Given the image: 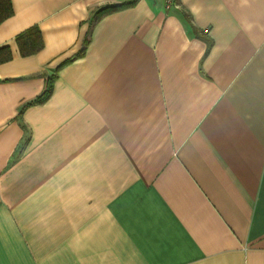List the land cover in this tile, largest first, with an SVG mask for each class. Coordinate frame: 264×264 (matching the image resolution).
<instances>
[{
	"label": "crops",
	"instance_id": "0c3cea01",
	"mask_svg": "<svg viewBox=\"0 0 264 264\" xmlns=\"http://www.w3.org/2000/svg\"><path fill=\"white\" fill-rule=\"evenodd\" d=\"M10 2L0 264H264V0Z\"/></svg>",
	"mask_w": 264,
	"mask_h": 264
},
{
	"label": "trees",
	"instance_id": "16d2710c",
	"mask_svg": "<svg viewBox=\"0 0 264 264\" xmlns=\"http://www.w3.org/2000/svg\"><path fill=\"white\" fill-rule=\"evenodd\" d=\"M131 2H126V3H120V4H111L107 5L103 8H101L99 11L96 12L95 16L96 18H100L103 15L113 12L119 9H122L126 6H128ZM12 14V7H11V2L10 0H0V23L8 18ZM15 41L20 45H27L29 46L27 49L35 51L38 48H40L42 44V40L40 37V32L37 27H31L27 31L17 35L15 37ZM25 49V50H27ZM49 85L46 88V92L43 96H39L36 98L35 102H41L43 98L47 97L49 95ZM25 128L24 126H22Z\"/></svg>",
	"mask_w": 264,
	"mask_h": 264
},
{
	"label": "built area",
	"instance_id": "2783aa9c",
	"mask_svg": "<svg viewBox=\"0 0 264 264\" xmlns=\"http://www.w3.org/2000/svg\"><path fill=\"white\" fill-rule=\"evenodd\" d=\"M169 5H167V7H168Z\"/></svg>",
	"mask_w": 264,
	"mask_h": 264
}]
</instances>
